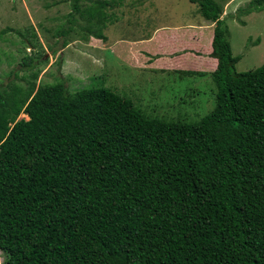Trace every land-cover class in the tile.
I'll list each match as a JSON object with an SVG mask.
<instances>
[{
    "label": "trees",
    "instance_id": "obj_1",
    "mask_svg": "<svg viewBox=\"0 0 264 264\" xmlns=\"http://www.w3.org/2000/svg\"><path fill=\"white\" fill-rule=\"evenodd\" d=\"M86 1L69 0L61 31L86 6L105 22L121 3ZM190 1L214 23L217 59L215 104L198 121L149 118L109 88L62 80L0 91L7 264H264V62L237 71L220 4Z\"/></svg>",
    "mask_w": 264,
    "mask_h": 264
},
{
    "label": "rangeland",
    "instance_id": "obj_2",
    "mask_svg": "<svg viewBox=\"0 0 264 264\" xmlns=\"http://www.w3.org/2000/svg\"><path fill=\"white\" fill-rule=\"evenodd\" d=\"M216 1L222 7L221 18L227 27L232 53L239 56L236 70L257 68L264 62V10L244 14L239 8H245L250 0ZM123 3L129 0L118 4ZM177 3L184 14L176 18L182 22L189 4L187 0ZM86 4L82 0V5ZM118 7H113L115 18L106 17L102 22L98 12L87 21L78 19V26L99 28L110 39L124 34L130 20L123 19ZM70 9L69 0H0V91L9 93L15 87L27 89L33 83L62 80L71 92L85 87L109 88L131 99L149 118L195 122L213 109L215 86L209 74L196 77L175 71L163 76L156 74V79L163 78L165 83L148 90L144 85L146 76L140 74L145 70L138 68V59L123 55L122 45L108 48L78 26L60 30ZM59 30L61 35L56 34ZM97 35L106 38L105 34ZM19 118L28 117L21 113ZM0 264H7V255L2 250Z\"/></svg>",
    "mask_w": 264,
    "mask_h": 264
},
{
    "label": "crops",
    "instance_id": "obj_3",
    "mask_svg": "<svg viewBox=\"0 0 264 264\" xmlns=\"http://www.w3.org/2000/svg\"><path fill=\"white\" fill-rule=\"evenodd\" d=\"M159 1L129 0V3L120 4L121 6L108 5L106 7L107 14L113 11L112 17L115 18L113 7L115 9L120 6L118 11L123 19L130 20V25L126 23L127 32L116 34L111 39L106 32L98 31L99 28H95V30L92 26L89 27L90 25L80 27L86 31L85 33L92 34V38L95 37L94 40L99 41L100 44L105 43L108 48L122 45L125 48L124 56L131 60L138 59V64H140L138 68L145 70L140 74L142 76L145 74L144 85L148 90L152 86L163 87L165 81L163 78L157 80L156 74L163 76L175 71L176 74H185L189 77L211 75L210 73H213L217 64V59L210 56L214 23L205 20L198 4L190 0H187L189 4L186 5L188 6L185 11L187 16L182 18V22H179L181 18H176L181 13L182 16L184 14L177 0ZM190 6L192 8H189ZM91 10L93 11L92 18L98 15V12L100 14L102 12L98 4L93 5ZM88 11L87 6L83 8L86 21L89 18ZM76 25H78L77 20ZM76 25L72 27H77ZM97 34H105L106 38L104 40L103 37L97 38L95 36ZM189 70L203 74L196 75L185 72Z\"/></svg>",
    "mask_w": 264,
    "mask_h": 264
}]
</instances>
